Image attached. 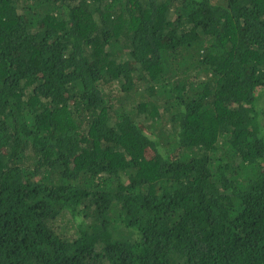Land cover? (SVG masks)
I'll list each match as a JSON object with an SVG mask.
<instances>
[{
    "label": "trees",
    "instance_id": "trees-1",
    "mask_svg": "<svg viewBox=\"0 0 264 264\" xmlns=\"http://www.w3.org/2000/svg\"><path fill=\"white\" fill-rule=\"evenodd\" d=\"M0 264H264V0H0Z\"/></svg>",
    "mask_w": 264,
    "mask_h": 264
}]
</instances>
